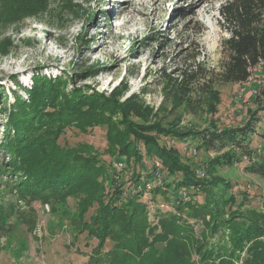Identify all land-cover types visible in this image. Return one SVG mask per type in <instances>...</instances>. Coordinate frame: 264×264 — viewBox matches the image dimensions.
Returning a JSON list of instances; mask_svg holds the SVG:
<instances>
[{"label":"rangeland","instance_id":"1","mask_svg":"<svg viewBox=\"0 0 264 264\" xmlns=\"http://www.w3.org/2000/svg\"><path fill=\"white\" fill-rule=\"evenodd\" d=\"M220 4L221 0H48L41 11L30 14L18 8L17 0H0V264H90L98 241L82 225H90L102 206L94 200L106 201L104 193L111 186L126 183L127 192L134 184L131 171H123L122 162L104 154L101 158L111 169L78 194L43 203L9 193L6 182H14V176L5 172L8 158L1 146L14 137L8 126L11 113L29 103L32 94L42 100L40 109L49 98L57 105L73 100L85 103L86 118L92 120L93 113L109 123L81 134L71 128L77 117L64 119L63 110L54 116L56 108L45 105L43 111L53 117L37 127L62 126L59 144L87 143L102 152L105 139L114 131L124 133L130 122L142 140L154 141L190 168L198 184H211L215 199L212 196L210 202L202 201V184L176 192L204 207L205 221L211 219L209 213L216 214V207L234 202L231 214L264 223V180L245 173L246 162L212 172L204 167L203 154L190 146L192 132L241 127L258 109L256 100L264 99L263 67H256L243 84L216 81L228 38L217 23ZM199 27L203 32L197 33ZM107 104L120 109L105 115ZM256 126L264 127L262 122ZM137 139L129 135V143ZM261 144L262 139L253 135L250 147L259 149ZM154 162L155 169L160 167ZM137 167L141 176L153 171L146 163ZM153 176L169 179L164 171ZM142 200L151 210H174L169 197L146 192ZM178 214L195 226L199 237L201 219ZM119 223L116 230L123 225ZM111 246L107 240L102 250ZM186 248L196 260L193 245Z\"/></svg>","mask_w":264,"mask_h":264},{"label":"trees","instance_id":"2","mask_svg":"<svg viewBox=\"0 0 264 264\" xmlns=\"http://www.w3.org/2000/svg\"><path fill=\"white\" fill-rule=\"evenodd\" d=\"M47 1L17 0L18 8L30 14L41 11ZM217 14V23L228 33V38L223 43L224 57L216 81L221 84L246 83L251 72L261 62L264 63V0H221ZM201 32L203 28L199 27L197 33ZM162 73L166 77L164 70ZM262 91L264 93V89ZM40 102L42 100L32 94L29 103L21 104L18 112L10 115L8 126L9 130L13 129L14 137L1 146L8 158L3 165L5 172L9 178L14 176V182L11 179L6 182L10 185L9 193L17 194L21 199H39L43 203L78 194L84 191L89 181L92 183L111 169L109 162L101 158L104 154L109 160L115 158L122 162L121 165L126 166L123 171H131L134 178L132 190L124 191L126 183H119L104 193L106 201L94 200L102 206L95 216L92 215L90 225L87 222L82 225L88 229V235L98 241L89 257L90 264H264V223L252 217L231 214L234 202L216 207V214L209 213L212 217L205 221L206 209L176 192H186L202 184V201L210 202L212 196L215 199L211 184H198L200 182L192 177L190 168L183 166L173 154L154 141L142 140L144 137L136 132L135 124L128 122L129 128L126 127L124 133L114 131L112 138L105 139L106 147L102 152L87 143L69 147L58 142L62 126L46 125L53 114L43 111L45 105L49 109L56 108L54 116L61 115L63 110L64 119L68 115L77 117L71 128L81 134L94 127H102L98 123H109L103 120L102 115L96 119L98 116L93 113H90L92 120L86 118L89 115L82 113L85 103L67 100L57 105L49 98L40 109ZM256 102L259 103L258 109L241 127L220 131L205 129L190 134V146L195 153L203 154L205 168L215 172L246 162L244 172L264 180V127L257 130L256 126L261 122L264 125V99ZM114 109L120 107L107 104L105 115ZM258 112H261V117L257 116ZM42 121L46 124L38 128ZM256 134L262 139L259 149L250 147L251 138ZM129 135L139 139L129 143L132 141ZM154 160L160 162L157 169L154 168ZM140 163L148 164L153 171L141 176L136 171ZM160 171H164L169 179H155L153 175L159 176ZM117 177H122V174L118 172ZM147 183L150 184L149 189L146 188ZM97 190L102 192L101 185H97ZM145 191L154 197L171 198L174 210L149 209L142 200ZM181 212L188 218L201 219V224L197 223L199 237L195 235V226L178 214ZM119 222L123 225L116 230ZM107 240L112 246L110 250L103 251ZM190 245H193L196 260L186 253L185 249Z\"/></svg>","mask_w":264,"mask_h":264},{"label":"built area","instance_id":"3","mask_svg":"<svg viewBox=\"0 0 264 264\" xmlns=\"http://www.w3.org/2000/svg\"><path fill=\"white\" fill-rule=\"evenodd\" d=\"M259 67H263V68H264V63L261 62V63L259 64Z\"/></svg>","mask_w":264,"mask_h":264}]
</instances>
